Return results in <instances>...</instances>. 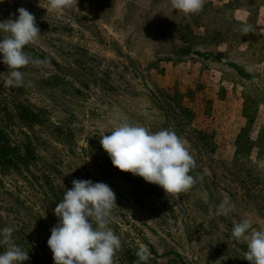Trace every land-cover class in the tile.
<instances>
[{"label": "rangeland", "instance_id": "rangeland-1", "mask_svg": "<svg viewBox=\"0 0 264 264\" xmlns=\"http://www.w3.org/2000/svg\"><path fill=\"white\" fill-rule=\"evenodd\" d=\"M20 7L41 35L24 50L50 61L20 69L26 86L8 89L0 54V229H16L22 264H54V209L74 179L116 195L115 264H135L141 246L147 264H250L231 229L244 217L264 227V0H205L192 15L170 0H77L60 12L0 0V22ZM125 116L175 131L203 180L173 196L114 167L99 140ZM225 195L235 210L217 216Z\"/></svg>", "mask_w": 264, "mask_h": 264}, {"label": "clouds", "instance_id": "clouds-1", "mask_svg": "<svg viewBox=\"0 0 264 264\" xmlns=\"http://www.w3.org/2000/svg\"><path fill=\"white\" fill-rule=\"evenodd\" d=\"M77 0H48L49 9L60 12L76 6ZM205 0H170L172 9L185 15L198 14ZM18 17L10 14L0 22V54L8 67L3 85L5 88L25 87L24 72L28 65L41 68L50 63L33 57L24 49L36 44L40 29L34 14L24 7L17 9ZM240 30L247 34L252 25L244 24ZM30 83V82H29ZM114 167L121 172L142 177L146 182L158 185L165 193L178 195L190 190L202 176L189 173L195 167V159L184 140L175 131L162 129L156 132L132 123L125 117H117L110 134L99 140ZM63 199L54 209L58 223L51 229L47 245L54 264H115L117 251L122 247L121 238L109 227L117 207L114 191L105 183L74 179ZM235 205L229 196L216 206L215 215L229 216ZM12 226L0 229V264H22L29 259L28 252L13 239ZM231 239L246 244L244 259L250 264H264V227H255L250 217L234 222ZM135 264H147L149 249L141 246L135 252Z\"/></svg>", "mask_w": 264, "mask_h": 264}, {"label": "trees", "instance_id": "trees-1", "mask_svg": "<svg viewBox=\"0 0 264 264\" xmlns=\"http://www.w3.org/2000/svg\"><path fill=\"white\" fill-rule=\"evenodd\" d=\"M51 64L54 65L56 68L60 69V70H66V72H70L68 71L66 68H64L63 66L59 65L56 61L52 60ZM27 147V146H25ZM26 152L29 156H32V151L28 148H26Z\"/></svg>", "mask_w": 264, "mask_h": 264}]
</instances>
